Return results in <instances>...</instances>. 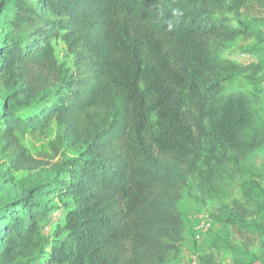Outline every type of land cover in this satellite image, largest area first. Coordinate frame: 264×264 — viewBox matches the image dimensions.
Wrapping results in <instances>:
<instances>
[{
	"label": "trees",
	"instance_id": "obj_1",
	"mask_svg": "<svg viewBox=\"0 0 264 264\" xmlns=\"http://www.w3.org/2000/svg\"><path fill=\"white\" fill-rule=\"evenodd\" d=\"M249 6L264 0H0V139L12 186L0 199V264H178L180 204L196 173L208 198L241 180L216 247L236 264H264L250 248L264 236V185L249 163L264 149L261 90H226L264 76V48L249 63L226 55L240 40L264 43V21L242 19ZM53 121V159L42 162L21 134ZM20 171L33 175L17 181ZM53 193L74 206L50 239L42 223L57 208ZM199 261L220 264L214 252Z\"/></svg>",
	"mask_w": 264,
	"mask_h": 264
},
{
	"label": "rangeland",
	"instance_id": "obj_2",
	"mask_svg": "<svg viewBox=\"0 0 264 264\" xmlns=\"http://www.w3.org/2000/svg\"><path fill=\"white\" fill-rule=\"evenodd\" d=\"M244 16L242 19L256 18L264 21V8L259 6H249L243 10ZM231 15H233L231 13ZM264 30V24H261ZM55 50L57 58L62 66L67 69L68 72L72 71L73 58L69 53L66 43L62 38L54 40ZM264 48L263 44H258L255 39L240 40L234 47L226 51L227 56L234 54V57L245 56L250 61L256 60V54H254V48ZM233 52V53H232ZM237 52V56H235ZM261 90V101L259 106L264 107V76L257 83L251 82L247 78L237 77L232 79L226 84V90L228 92L237 90H246L254 92ZM257 92V91H256ZM39 111V108L22 110L18 113L19 116L28 117L34 115ZM59 134V129L55 121L49 129L43 132L21 134V140L27 147L32 156L36 159L46 162L53 159V141ZM4 141L0 139V199L4 195V191L11 188V184L4 182V173L7 170V161L9 160V152L3 148ZM74 153L70 150L67 151L68 157H73ZM58 159H54L57 162ZM255 173H258L260 181L264 185V149L260 150L257 155L249 162ZM36 173V172H35ZM32 172L20 171L14 172V178L19 180H27L32 177ZM242 187L241 180H236L234 184L229 187V193L226 196H219L217 198L206 197L201 189L198 182L197 173L190 177L189 183L184 190L183 199L181 201V210L186 224V232L183 242L181 243V254L178 264H200V257L204 254L214 252L217 255V259L220 264H236L232 256L217 249L216 239L220 236H226L227 230L225 226L220 223L219 219L224 217V214L231 208L232 201L234 199H241ZM52 201L51 205H54L56 210L52 212L46 222L42 223L43 231L50 239L54 235L58 225L65 221L66 213L70 208L74 206L73 199L62 195L53 193L50 196ZM47 198L45 199V201ZM210 224L208 232L201 235V239H197L198 233H201L203 225ZM201 226V228H200ZM229 229V228H228ZM230 241L232 244L238 246L241 244L239 235L233 231L230 235ZM251 251L256 253L258 256L264 254V236L258 237L256 243L250 247ZM43 263V260L40 261ZM255 264H262L256 262Z\"/></svg>",
	"mask_w": 264,
	"mask_h": 264
},
{
	"label": "crops",
	"instance_id": "obj_3",
	"mask_svg": "<svg viewBox=\"0 0 264 264\" xmlns=\"http://www.w3.org/2000/svg\"><path fill=\"white\" fill-rule=\"evenodd\" d=\"M233 53V52H232ZM235 56H237V52H236V54H235ZM231 59H233V60H235V61H238V62H244V63H249V62H251L250 61V59L248 58V60L247 59H242V58H246L245 56H240V59H239V57H234V54L233 55H231V56H229ZM255 60V59H254ZM253 60V61H254Z\"/></svg>",
	"mask_w": 264,
	"mask_h": 264
},
{
	"label": "built area",
	"instance_id": "obj_4",
	"mask_svg": "<svg viewBox=\"0 0 264 264\" xmlns=\"http://www.w3.org/2000/svg\"><path fill=\"white\" fill-rule=\"evenodd\" d=\"M209 226H210L209 223H207L205 226L203 225V229H202L201 233H198L197 239H201V235L208 232ZM200 228H201V226H200Z\"/></svg>",
	"mask_w": 264,
	"mask_h": 264
}]
</instances>
